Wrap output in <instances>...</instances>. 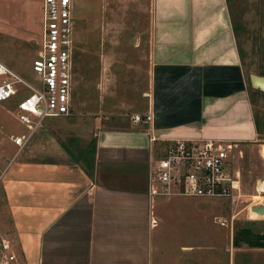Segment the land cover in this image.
<instances>
[{"label": "crops", "instance_id": "crops-1", "mask_svg": "<svg viewBox=\"0 0 264 264\" xmlns=\"http://www.w3.org/2000/svg\"><path fill=\"white\" fill-rule=\"evenodd\" d=\"M28 2L19 1L23 14ZM148 2L146 89L129 101L108 92L100 112L151 121L105 130L95 120L85 146L76 134L60 141V117L21 148L11 138L26 129L10 135L12 152L0 156V264H180L190 248L170 254L161 242L172 238L156 229L182 197L145 194L154 147L257 141L227 0Z\"/></svg>", "mask_w": 264, "mask_h": 264}, {"label": "rangeland", "instance_id": "rangeland-1", "mask_svg": "<svg viewBox=\"0 0 264 264\" xmlns=\"http://www.w3.org/2000/svg\"><path fill=\"white\" fill-rule=\"evenodd\" d=\"M19 1L3 0V5L0 4V63L30 85H36L30 66L40 45L42 0H29L24 14V6L21 9ZM227 4L231 20L238 26L235 40L240 50L238 56L247 83L252 116L261 125L264 95L254 93L257 90L250 87L248 75L264 72V0H227ZM73 8L76 27L72 106L68 115L60 117L62 130L58 138L66 142L69 137L80 135L85 137V146L97 131L96 126L107 130L126 123L132 125L131 116L106 118L101 114V98L108 92H118V98L124 94L122 98L129 101L145 91L150 44L149 2L73 0ZM22 93L26 94V91ZM17 101L14 97L0 102V156L5 158L12 152L8 147L10 135L25 132L15 115ZM48 120L58 121L59 118L44 119L42 124ZM95 120L96 126L93 127ZM74 124L79 129L72 131L68 126ZM87 127L90 131H85ZM161 145L154 147L155 157L163 147ZM230 157L232 166L240 169L242 178L238 199L232 202L192 197L171 199L170 202L176 205L167 209L164 223L156 229L172 238L166 240L167 247L165 239L161 242L170 254L178 252L181 244L190 248L189 253L178 252L183 256L180 264H264V248L249 249L242 244L235 249L231 246L236 228L248 227L264 234V217L255 216L250 210L258 206V203L252 204L251 196L255 195L257 183L264 180V134H260L253 144H238Z\"/></svg>", "mask_w": 264, "mask_h": 264}, {"label": "built area", "instance_id": "built-area-1", "mask_svg": "<svg viewBox=\"0 0 264 264\" xmlns=\"http://www.w3.org/2000/svg\"><path fill=\"white\" fill-rule=\"evenodd\" d=\"M75 27L73 0H42L40 45L30 66L36 85H30L0 63V102L17 97L15 115L26 129L25 134L11 138L17 148L27 142L44 119L69 112ZM150 121V115L131 116L133 126ZM232 150L230 144L220 142H170L149 161L147 198L238 199L242 178L240 169L232 166ZM251 201L264 207V180L257 183Z\"/></svg>", "mask_w": 264, "mask_h": 264}, {"label": "trees", "instance_id": "trees-1", "mask_svg": "<svg viewBox=\"0 0 264 264\" xmlns=\"http://www.w3.org/2000/svg\"><path fill=\"white\" fill-rule=\"evenodd\" d=\"M231 28L235 36V39H236L238 26L235 23H233L232 20H231ZM236 46H237V43H236ZM237 53L238 55L240 54V50L238 49V47H237ZM256 75L264 77V72L259 71ZM254 93L264 95L259 91H254ZM253 123H254V128H255V132L257 133V136H259L260 134H264V120L262 124L259 125L258 122L253 118ZM83 162L86 168L88 169L92 165L90 164L89 166V163L87 161H83ZM242 244L245 245L249 249H262L264 248V234L253 232L248 227L236 228L231 237V246L237 249Z\"/></svg>", "mask_w": 264, "mask_h": 264}, {"label": "water", "instance_id": "water-1", "mask_svg": "<svg viewBox=\"0 0 264 264\" xmlns=\"http://www.w3.org/2000/svg\"><path fill=\"white\" fill-rule=\"evenodd\" d=\"M248 83L250 87L261 93H264V77L255 74L248 75ZM251 212H258L259 214H264L263 206H254L250 208Z\"/></svg>", "mask_w": 264, "mask_h": 264}, {"label": "bare ground", "instance_id": "bare-ground-1", "mask_svg": "<svg viewBox=\"0 0 264 264\" xmlns=\"http://www.w3.org/2000/svg\"><path fill=\"white\" fill-rule=\"evenodd\" d=\"M252 213L256 216V215H258V216H262V217H264V214H259L258 212H253L252 211ZM262 217H260V218H262Z\"/></svg>", "mask_w": 264, "mask_h": 264}]
</instances>
